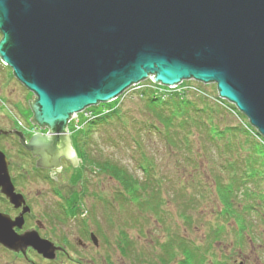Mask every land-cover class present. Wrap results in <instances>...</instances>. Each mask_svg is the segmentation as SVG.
<instances>
[{"label": "water", "instance_id": "obj_1", "mask_svg": "<svg viewBox=\"0 0 264 264\" xmlns=\"http://www.w3.org/2000/svg\"><path fill=\"white\" fill-rule=\"evenodd\" d=\"M0 35V60L33 95L31 122L49 134L20 140L39 168L57 170L61 158L77 167L71 118L149 77L168 88L215 84L264 139V0H0ZM0 189L24 204L1 153ZM28 212L13 222L0 214V245L53 260L50 242L14 232Z\"/></svg>", "mask_w": 264, "mask_h": 264}, {"label": "rangeland", "instance_id": "obj_2", "mask_svg": "<svg viewBox=\"0 0 264 264\" xmlns=\"http://www.w3.org/2000/svg\"><path fill=\"white\" fill-rule=\"evenodd\" d=\"M187 84L191 85V87H198L208 96H215L217 94L215 84H203L193 80L185 82L175 89L158 87H155L154 89L157 93L178 92L185 90ZM150 86L149 81L141 82L139 86L128 89L115 102L106 104V106L101 104L89 108L94 114H99L102 109L109 113L117 110L119 115L121 114L120 117L131 125L129 130L117 123H115L116 126L108 125L107 127L103 124L95 128V132L93 133L89 145L90 154L102 151L106 158L110 157L114 162L124 167L128 173L133 175V177L139 181L140 179L144 180L145 178V175L136 164L137 159H140V157L138 156V153L134 155L130 149L127 151L124 150L123 147L128 145V143H130L132 147L128 137V131L133 132L136 127L134 126L133 121L129 119V116L137 119L139 123L145 119V116H143V113L141 112L143 106L142 103H140L141 100L139 99L138 93ZM28 94V91L14 78L12 70L8 66H5L0 60V119L4 121L5 118L3 116H11L12 113L9 111L14 110L13 108L15 106L20 107L23 105L27 108V106H29L28 100H31V96H33ZM101 106H104V108ZM223 108L225 109L226 114L223 113V119L217 121L219 129H225V127H228L227 129H238L235 130L234 136L229 140L232 147H234L233 152L230 155L219 154L216 146L220 145V143L216 142V144L213 145L206 139H201L196 133L195 138L198 141H195L194 139L193 146L195 148L194 152H198V157L195 158V162L200 166V169L196 172L192 171L193 173H191V175H185L184 177L193 176V178H196L201 174V185H207L208 187L207 190L205 188L196 189L199 194L205 196V204L198 208L197 213H191L193 220L198 221L199 219V224L201 225H193L191 228H188L183 224V221L179 216V207H181V204L185 201L184 199H186V197L184 199L179 198L176 192L171 191L169 189L170 186L165 183L162 190V198L164 202L163 208L165 212L168 213L166 221L163 224H155L154 218H152L151 215L147 214L144 219H141L140 214L138 213L139 219H137V222L140 226L139 229L137 225H134L133 219L137 217V213L132 203L119 204V202L123 200V189L118 183L98 172L96 173V177H94V172L90 173V175L87 172L84 178L85 182L81 184V172L76 170L75 179L73 178V180L76 181L74 186L75 189L73 191L72 184H70V194L72 191L77 194V190H79L80 187H83L81 192L83 194L81 209L83 212H86L87 210L86 216L83 215V217H86V220H84L82 224L80 223V225H90V222H87L89 220H87L88 215L90 216V219L95 221L96 225H98L100 222L99 216L102 213L103 218L101 216V225H105L106 227L105 233H103L102 237L106 242V246L104 253L98 251L94 254L91 251H83V249L78 247L76 242L77 237L76 234H74L75 251L73 252V255L76 257H80L78 255H81V259H84L87 258L88 255L91 256V254H94V257L98 259V256L103 254L106 258V264H136L133 262V259H135V256L140 253L144 258L153 257L151 263L155 264L156 258L161 256L159 255L161 251L158 244L170 245L171 243H168L170 239L173 242H177V244H186L187 241L193 242L196 245L203 244L209 227L216 226L206 225V221L209 220V222L217 223L218 218L216 217V214L222 209L217 200V196H215V193L213 192V178L214 175H218L222 179L226 178L220 168L224 157L229 160L236 159L238 162L242 161L244 167L243 172L249 180L247 186L249 192L253 194L249 199L252 204H254L255 201L259 204L256 206V209L260 214L262 213L264 215V146L259 147L256 145L260 142L253 139V134L250 135L249 132L241 131L243 126L240 123V118L231 112V108L228 106ZM79 117L80 124H84L86 119L83 117V113H79ZM26 118H30V113L26 114ZM1 120L0 122H2ZM139 138L142 145L140 148L142 152H144L145 157L153 160L157 169L167 171L165 173L166 175H173L172 172L173 169L176 168V160L180 165L184 164L185 160L181 157L180 153H178L177 158L175 154H169L167 149L169 144L164 142L157 135L152 134L149 130L142 129ZM196 147L206 148V150L202 153L199 149H196ZM204 163H206L207 167L203 166ZM87 182L89 184L85 186ZM98 196L102 197V202L98 201ZM77 200V197H75L74 202H77ZM45 202V199H35L31 194V198L28 199V204L31 206L34 216H39L41 207ZM209 212H213V214L210 216L207 215ZM79 213H81V211H79ZM196 214L205 215L206 221L200 220ZM78 218L70 219V225H73L74 228H77L76 225H79ZM247 220L251 222V225L254 228L252 233L254 240L253 243H248L249 239L247 238V242H244L243 245L233 247L232 243L235 240V236L231 229L235 224L233 221L228 220L227 223H223L226 228L225 231H228V233L224 235V237L222 236L223 241L220 242V245H222L224 249L218 250V243L213 244V248H216V255H225L228 257V264H264V221L262 222L257 216H252V218H247ZM58 230L59 228L56 226V229H54L53 232ZM74 233H76V229ZM72 234L73 233L70 230V235ZM167 235H169L168 238L166 237ZM117 238L120 239L117 240ZM117 241L119 242L116 243ZM122 248L125 249V252L131 253L125 256L121 252ZM29 258L33 259L35 263H38L34 255H30ZM14 261L15 259H13V257L0 248V264H12ZM181 261L183 262V259L180 256H174L173 258L168 257L164 259V264H178Z\"/></svg>", "mask_w": 264, "mask_h": 264}, {"label": "trees", "instance_id": "obj_3", "mask_svg": "<svg viewBox=\"0 0 264 264\" xmlns=\"http://www.w3.org/2000/svg\"><path fill=\"white\" fill-rule=\"evenodd\" d=\"M184 84V83H183ZM151 87L141 90L139 99L141 100L143 110V116L145 119L137 121L133 117L129 116V119L133 121L135 129L133 132L128 131V137L132 144L125 145L124 150L130 149L135 155L138 153L140 159H137V166L141 172L145 175L144 180H137L128 171L114 162L110 157L106 158L102 151L98 153L90 154L89 145L92 140L95 128L105 124L116 126L115 123L121 124L122 127L129 130V123L125 122L119 115V112L115 110L109 113L107 116L97 118L90 121L83 129V131L76 138V147L79 155V160L83 165V177L88 172L89 174L99 173L105 175L108 178L114 180L123 189V201L125 204L132 203L136 209L137 217L133 219L134 225H137L140 229L137 219H144L145 215L149 214L154 218L155 224H163L166 221L167 212L163 208V187L166 183L170 186L171 191H175L179 198H185V201L179 207L180 218L183 224L188 228L193 225H201L198 221L193 220L191 213H197L198 208L205 204V196L199 194L196 189L205 188L207 185H201L202 181L199 174L196 178L185 177V175H191L192 171H198L200 166L195 162L197 153L194 152L193 140L198 141L196 137L199 135L201 139H206L211 144L215 145L216 142L220 143L216 148L221 155H230L234 147L230 144L235 130L238 129H219L218 120H222L226 111L223 107H229L235 110L234 107L226 103L225 101L215 96H208L198 87H192L188 85L185 90L168 92L165 94L157 93L152 87L155 85L150 84ZM28 95H31L30 93ZM224 113V114H223ZM241 119L242 116L237 114ZM128 121V120H127ZM129 122V121H128ZM247 122L245 121V124ZM123 124V125H122ZM252 132L249 126H246ZM149 130L152 134L157 135L164 142L169 144L168 152L178 157V153L185 160L183 165L176 160L175 167L173 169V175L165 173L167 171H161L157 169L153 160L145 157L140 146V131ZM242 132H246L243 128ZM256 133V132H255ZM256 135V134H255ZM259 138V137H258ZM262 142L263 140L260 139ZM262 147V144H256ZM203 153L206 148H198ZM216 151V150H214ZM211 152V151H209ZM200 157V156H199ZM207 161V160H206ZM207 167L206 163L203 164ZM221 172L226 177L222 179L218 175H214V190L215 196L221 210L218 211L216 217L218 222L206 221V216L203 214H196L200 220L207 222L206 225H216L209 227L206 239L203 244L196 245L193 242L187 241L186 244L173 242L171 239L168 243L170 245L158 244L161 256L156 258L155 264H164L165 258H173L174 256H180L183 262L178 264H228V257L225 255H216L213 244L218 243V250H223L224 247L220 245L223 241L222 236L226 235L228 231H225L223 223H227L228 220L233 221L232 233L235 236V240L232 246L239 247L244 242L253 243V226L247 218L257 216L264 221V215L256 209L259 204L255 201L252 204L249 197L253 194L248 189V177L243 172L242 161L229 160L224 157L223 162L220 165ZM179 171V173H178ZM82 178V183L85 181ZM87 182L85 184L88 185ZM83 188V187H82ZM83 195L77 200V207L83 203ZM255 205V206H253ZM180 206V205H179ZM254 207V208H253ZM213 212H209L207 215H212ZM213 219V218H212ZM132 220V219H131ZM195 222V223H194ZM250 222V223H248ZM216 228V229H214ZM248 238V239H247ZM122 254L125 256L131 252H125L122 248ZM163 259V260H162ZM140 262H142L140 260Z\"/></svg>", "mask_w": 264, "mask_h": 264}, {"label": "flooded vegetation", "instance_id": "obj_4", "mask_svg": "<svg viewBox=\"0 0 264 264\" xmlns=\"http://www.w3.org/2000/svg\"><path fill=\"white\" fill-rule=\"evenodd\" d=\"M31 101V100H29ZM28 101V104H29ZM27 104V105H28ZM15 110H10L11 116H3L4 121L0 122V153L5 157L7 162V172L9 180L14 188V193L20 195L24 204L19 208H15L9 200L1 193L0 189V214L8 217L12 222L22 215V210L28 207L29 212L23 214V222L21 228L14 227L13 230L17 235H23L35 231L40 239L50 242L56 248L54 259L47 260L41 255L37 254L30 247H19L15 250L6 249L0 245V248L15 259L12 264H106V258L102 254L98 259L94 254L98 251L104 253L106 242L102 235L105 233V225H101V216H99V224L87 217V222L90 225H80L86 220L87 210L82 211V204L77 207V202L74 198L81 197L82 187L77 190V194L73 193L76 181L75 171L81 172L80 183L83 177V165L78 162L77 167H73L72 163L64 158L60 159V168L42 169L37 167L38 158L33 157L32 154L25 149L21 143V138L26 143L29 142L33 135L39 134L42 136L47 134V129H42L31 122L32 111L31 106L25 108L15 106ZM30 113V120L26 118V114ZM67 135L69 136L70 145L76 156L79 157L76 147V133H70V125H67ZM20 134L21 137L18 135ZM81 166V168H80ZM90 175V174H89ZM96 173L95 176L96 177ZM101 176V175H100ZM93 177V179H94ZM78 181V180H77ZM70 184H72V193L70 194ZM82 186V185H81ZM89 193V192H88ZM32 196L45 199V204L41 207L39 216H34L31 206L28 204V199ZM83 195V194H82ZM83 198V197H82ZM98 201L102 202V197L98 196ZM81 211V213H79ZM89 211V210H88ZM84 213V214H83ZM78 215V217H77ZM34 216V218H33ZM78 218L77 228L70 225V219ZM59 228L58 231L53 232ZM76 229V233L75 232ZM70 230L72 235H70ZM52 231V232H51ZM67 231V232H66ZM77 237V245L83 251H91L94 254L81 259L73 255L75 251L74 241L75 235ZM93 236V237H92ZM169 235L166 237L168 238ZM137 237V235H136ZM120 238H117L119 240ZM94 240V241H93ZM117 241L116 243H118ZM34 255L38 263H35L29 256ZM76 258V259H75ZM151 258H144L140 253L135 256L133 262L136 264H152ZM140 260L142 262H140ZM89 262V263H87ZM160 264V263H159Z\"/></svg>", "mask_w": 264, "mask_h": 264}, {"label": "built area", "instance_id": "obj_5", "mask_svg": "<svg viewBox=\"0 0 264 264\" xmlns=\"http://www.w3.org/2000/svg\"><path fill=\"white\" fill-rule=\"evenodd\" d=\"M72 118H74V117H72Z\"/></svg>", "mask_w": 264, "mask_h": 264}]
</instances>
